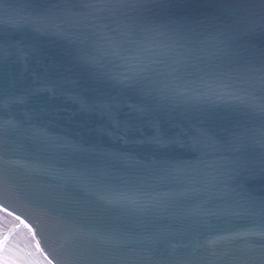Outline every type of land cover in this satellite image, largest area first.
<instances>
[{
  "label": "water",
  "instance_id": "95a60500",
  "mask_svg": "<svg viewBox=\"0 0 264 264\" xmlns=\"http://www.w3.org/2000/svg\"><path fill=\"white\" fill-rule=\"evenodd\" d=\"M103 1L0 0V204L55 264H264V0Z\"/></svg>",
  "mask_w": 264,
  "mask_h": 264
},
{
  "label": "rangeland",
  "instance_id": "374dc122",
  "mask_svg": "<svg viewBox=\"0 0 264 264\" xmlns=\"http://www.w3.org/2000/svg\"><path fill=\"white\" fill-rule=\"evenodd\" d=\"M9 237L8 247L19 264H30L31 261H40L47 264L44 256L36 248L28 229L24 228L18 219L0 210V238Z\"/></svg>",
  "mask_w": 264,
  "mask_h": 264
},
{
  "label": "snow or ice",
  "instance_id": "6c2138e0",
  "mask_svg": "<svg viewBox=\"0 0 264 264\" xmlns=\"http://www.w3.org/2000/svg\"><path fill=\"white\" fill-rule=\"evenodd\" d=\"M94 6L95 5H92V4H86L83 7L91 8ZM128 6L129 7H135L136 5L135 4H129ZM146 70H149L147 66H145V68L142 71H146ZM139 74L140 73L137 72V75H139ZM260 79H261V82L264 83V76H262ZM230 95H233L238 100H243L242 97L235 96V94H233V93H230ZM260 108L262 111H264V105L260 106ZM197 143H204L206 147L214 146L211 143H206V142L200 141V140H198ZM17 219L20 220V217H17ZM21 223H24V222L21 221ZM25 227H30V225L25 224ZM33 234L35 235V232H33ZM10 235H11V233H9L8 236H4L3 238H0V264H19L18 259L13 257L12 250L8 247ZM257 235H259L261 238H264V232H260ZM36 248L40 251H43V249L40 247L39 241H37ZM30 264H41V262L40 261H31ZM47 264H52V260L49 259L47 261Z\"/></svg>",
  "mask_w": 264,
  "mask_h": 264
},
{
  "label": "bare ground",
  "instance_id": "6f19581e",
  "mask_svg": "<svg viewBox=\"0 0 264 264\" xmlns=\"http://www.w3.org/2000/svg\"><path fill=\"white\" fill-rule=\"evenodd\" d=\"M7 212H8V211H7ZM9 214H10V215H13V214H11L10 212H9ZM13 216H15V215H13ZM22 225H23L24 228L28 229V231H29V233H30V235H31V238H32L33 242L36 244V241L34 240V238H33V234H32V232H31V230L29 229V227H25V223H22Z\"/></svg>",
  "mask_w": 264,
  "mask_h": 264
}]
</instances>
